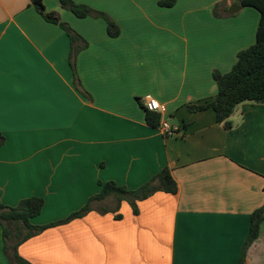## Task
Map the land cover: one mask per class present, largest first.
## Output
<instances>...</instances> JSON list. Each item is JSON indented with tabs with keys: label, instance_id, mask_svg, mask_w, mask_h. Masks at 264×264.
I'll list each match as a JSON object with an SVG mask.
<instances>
[{
	"label": "crops",
	"instance_id": "obj_1",
	"mask_svg": "<svg viewBox=\"0 0 264 264\" xmlns=\"http://www.w3.org/2000/svg\"><path fill=\"white\" fill-rule=\"evenodd\" d=\"M48 12L88 47L75 58L60 26L30 0H0V205L45 200L34 226L63 221L115 182L136 190L169 168L177 194L123 201L117 214L96 210L23 243L30 264H240L251 215L264 206V104L242 103L232 129L213 110L187 106L213 100V73H229L256 43L259 13L229 9L236 0H75L108 15L77 18L59 0ZM222 17H215L217 5ZM151 95L166 107L174 136L146 121ZM113 207V199L101 206ZM0 264L4 253L0 226ZM246 264H264V222Z\"/></svg>",
	"mask_w": 264,
	"mask_h": 264
},
{
	"label": "trees",
	"instance_id": "obj_2",
	"mask_svg": "<svg viewBox=\"0 0 264 264\" xmlns=\"http://www.w3.org/2000/svg\"><path fill=\"white\" fill-rule=\"evenodd\" d=\"M30 1L31 6L47 22L60 25L68 34L72 46L71 64L75 71V58L78 53L88 47V43L66 23H63L55 12H48L43 0ZM59 1L63 9L72 12L79 19L89 17L104 19L107 22L108 35L112 38L120 36V27L105 13L96 11L88 5L78 4L75 0ZM177 2L178 0H159L158 4L162 8L170 9L175 7ZM236 3L242 8H251L259 13L260 21L256 43L238 54L237 62L229 73L223 74L219 71L213 73L214 81L218 86V94L213 100L187 106V110L193 113L213 110L218 123L224 125L226 129H232L229 119L240 104L246 102L264 104V0H236ZM221 9L227 10L222 4L217 5L214 10L215 17H222L219 14ZM75 77L77 80L76 86L81 89L76 71ZM144 110L148 125L152 128H159L161 116L146 109ZM4 143L5 138L0 134V145ZM100 186V193L92 197L80 211L71 214L63 221L46 226H34L32 224V220L38 217L44 209L45 200L42 198L32 197L25 199L16 207L0 205V226L2 227L4 253L10 262L12 264H30L19 255V247L49 228L81 219L94 210L102 214L114 213L116 214V219H121L122 216L117 213L123 201L128 202L134 213L138 215V203L140 201L146 200L160 191L174 195L179 191L178 184L169 168L162 169L152 180L136 190H130L115 182L100 183ZM111 198L114 201L113 207L103 206L102 204L101 208L96 209L98 203L101 204ZM263 222L264 206L251 215L250 234L242 251L240 264H246L248 250L259 238Z\"/></svg>",
	"mask_w": 264,
	"mask_h": 264
},
{
	"label": "built area",
	"instance_id": "obj_3",
	"mask_svg": "<svg viewBox=\"0 0 264 264\" xmlns=\"http://www.w3.org/2000/svg\"><path fill=\"white\" fill-rule=\"evenodd\" d=\"M140 104L149 112L157 113L161 116V123L159 129H161L166 135L174 136L179 133V129L169 125L163 118L166 114V107L162 105L158 100L153 98L151 95L142 97Z\"/></svg>",
	"mask_w": 264,
	"mask_h": 264
},
{
	"label": "water",
	"instance_id": "obj_4",
	"mask_svg": "<svg viewBox=\"0 0 264 264\" xmlns=\"http://www.w3.org/2000/svg\"><path fill=\"white\" fill-rule=\"evenodd\" d=\"M240 10H241V6L238 4H234L232 7H230L229 13L233 15L239 12Z\"/></svg>",
	"mask_w": 264,
	"mask_h": 264
}]
</instances>
